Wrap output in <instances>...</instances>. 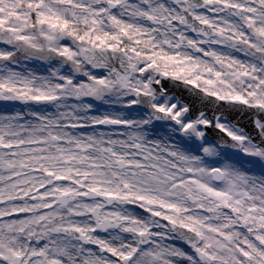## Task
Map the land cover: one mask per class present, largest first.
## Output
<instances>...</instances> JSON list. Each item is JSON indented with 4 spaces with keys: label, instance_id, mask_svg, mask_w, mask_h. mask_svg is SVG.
Wrapping results in <instances>:
<instances>
[{
    "label": "snow or ice",
    "instance_id": "obj_1",
    "mask_svg": "<svg viewBox=\"0 0 264 264\" xmlns=\"http://www.w3.org/2000/svg\"><path fill=\"white\" fill-rule=\"evenodd\" d=\"M0 264H264V0H0Z\"/></svg>",
    "mask_w": 264,
    "mask_h": 264
}]
</instances>
